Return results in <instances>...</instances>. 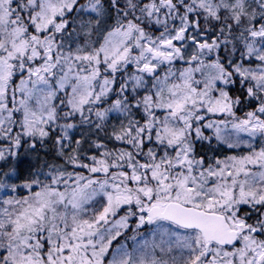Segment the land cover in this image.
<instances>
[{"label": "snow or ice", "instance_id": "6c2138e0", "mask_svg": "<svg viewBox=\"0 0 264 264\" xmlns=\"http://www.w3.org/2000/svg\"><path fill=\"white\" fill-rule=\"evenodd\" d=\"M0 264H264V0H0Z\"/></svg>", "mask_w": 264, "mask_h": 264}]
</instances>
